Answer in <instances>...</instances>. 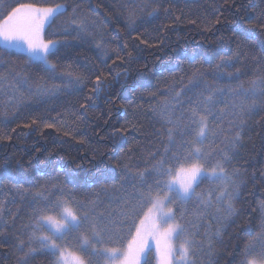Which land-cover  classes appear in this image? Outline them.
<instances>
[{"label":"trees","instance_id":"obj_1","mask_svg":"<svg viewBox=\"0 0 264 264\" xmlns=\"http://www.w3.org/2000/svg\"><path fill=\"white\" fill-rule=\"evenodd\" d=\"M7 3L12 6H65L66 12L47 26L45 38L68 42L69 46L62 48L61 56L53 62L61 71L84 75L87 88L83 94L62 92L58 97L21 101L20 93L13 92L10 87L11 77L0 82V137H4L0 139V165L7 161L11 169L10 176L0 175V228L5 233L0 237V244H3L0 264H17L20 254L15 247L16 238H26V225L33 215V208L42 204L38 193L55 199L69 195L85 202L92 199L96 201L97 213L119 218L124 204L117 198L133 191L131 183L139 185L136 180L124 182L121 187L125 170L119 165L127 164L134 175L137 170L155 163L151 154L158 156L163 150L162 142L166 140L163 130L167 121L160 114L162 104L171 99L173 90L190 87L189 80L197 69L204 73L205 80L212 82L210 73L220 57L234 56L239 42L244 53L236 65L242 73L239 81L232 79L218 83L235 86L242 82L247 87L249 81L264 75V61L257 59L261 56L264 35L254 27L248 29L257 34L252 41H243L238 34L240 26L249 18L255 19L264 8L261 0H160L162 8L158 17L150 18L152 22L142 26L137 20L138 32H132L131 36L125 27L128 12L142 0H7ZM163 8L169 11L164 12ZM145 13L136 8L137 16ZM74 16L76 24H72ZM84 18L95 21L97 31L103 33L109 56L106 61L100 49L95 47L101 36L78 34L76 29ZM217 19L219 24H216ZM234 32H237L236 36ZM143 40L148 43H141ZM3 49L0 42V60L7 65V68L0 66L3 75L8 76L7 69H12L49 87L61 83L49 80L35 65L29 66L26 55ZM113 50L124 58L123 63L119 60L113 63L116 60ZM129 52L130 58L126 56ZM85 66L101 75L102 90L99 98L93 97L96 107L90 108L87 118L74 119L72 114L77 111V102L82 103L83 97L91 94L92 83L87 78L95 80V75L87 73ZM181 97L184 107L180 110L186 111V98L183 94ZM173 104L180 108L176 102ZM261 117L264 113L253 117L250 139L245 137L241 156L233 161V166L241 172L247 170L248 187L236 204L238 215L218 223L213 215L205 213L204 206L195 197L183 205H170L174 211L180 209L176 215L181 223L195 221L199 215L197 227L191 229L199 233L197 240L203 239L204 233L213 234L219 229L220 235L213 241L214 251L203 264H235L247 242L264 232V209L260 207L264 202V180L260 179L264 173V119ZM32 121H36L32 127H24ZM49 123L56 127L45 128L44 125ZM8 136L12 139L8 140ZM204 166L208 167V164L204 163ZM253 174L255 179L251 178ZM57 180L65 189L63 193L52 187L44 190V186ZM101 185H115V190L101 191ZM216 186L217 182L206 178L197 192ZM137 211L141 209L138 207ZM181 211L183 220H180ZM208 211L214 212V209ZM132 219L138 223L137 217H129ZM129 227L130 224H125L118 228V238L114 235L111 242L106 239L103 245L96 247L125 248L134 235V230L129 233ZM70 235L65 242L89 264H105L103 259L91 258L81 250L78 233L74 237ZM5 237L7 243H4ZM147 260L148 264H156L155 251L149 252ZM31 264H53V258L37 255Z\"/></svg>","mask_w":264,"mask_h":264},{"label":"snow or ice","instance_id":"obj_2","mask_svg":"<svg viewBox=\"0 0 264 264\" xmlns=\"http://www.w3.org/2000/svg\"><path fill=\"white\" fill-rule=\"evenodd\" d=\"M261 2L264 4V0ZM136 8L142 13H145L146 9L150 10L146 11L144 16H137ZM161 8L160 0H142L141 4L129 10L125 25L129 36L132 32H138L137 20L140 21V26L151 23L150 18L158 17ZM73 11L75 12V9ZM163 11L168 12L169 9L163 8ZM0 12H2L0 41L4 42L3 50H15L18 54L26 55L29 66L35 65L49 80L53 82L59 80L61 83H53L49 87L46 83H37L27 75L12 69H7L8 76L0 73V82L11 77L10 87L13 92L20 93L21 101L58 97L62 92L69 95L83 94L87 88L86 77L73 71H61L58 64L53 62L55 58L61 56V49L69 46L68 42L44 39L45 27L54 23L58 15L66 12L63 4H56L54 7H37L33 4L12 6L7 0H0ZM76 23L77 18L74 16L72 24ZM219 23L220 20L217 19L216 24ZM97 27L95 21L84 18L76 30L80 35L101 36L95 47L100 49L101 56L106 61L109 58L108 49L102 39L103 33L98 32ZM249 27L260 29V34L264 35V8L255 19L249 18L240 26L238 34L243 41H252L256 38L257 34L249 31ZM208 30L211 31V27ZM233 35L236 36L237 32ZM137 39L139 40V36ZM141 43L146 44L148 41L143 40ZM260 47L262 52L257 59L264 61V41ZM243 54L238 42L234 56L220 57L210 73L213 77L212 82L205 80L204 73L197 69L193 78L189 80L190 87H182L179 91L173 90L171 99L162 104L160 114L167 121V126L163 130L166 140L162 142L163 150L158 156L151 154L155 163L143 170H137L134 175L127 164L119 165L125 170L121 178V187L124 182L139 181V185L131 183L132 192L117 198L124 204L118 213L119 218L97 213L96 201L92 199L85 202L76 200L71 195L55 199L45 197L42 192L38 193L42 204L33 208V215L26 225V238H16L15 247L20 254L17 257V264H31L37 255L52 257L53 264H89L83 256L71 251L65 242V238L71 233L79 234L77 240L86 255L94 259H103L105 264H141L142 259L144 264H148L147 256L152 251L159 254V264H173L175 253L179 254L177 264H203L204 259L214 251L213 241L219 237V229L213 234L206 232L203 239L197 240L196 236L199 233L191 229L197 227L199 215L195 221L181 223L176 215V211L180 209L174 211L170 205L177 203L183 205L195 197L204 206L205 213L213 215L218 223L226 222L238 215L236 204L242 199L248 187L247 170L241 172L239 168L233 166V161L241 156V150L245 147V137L250 139L253 117L264 113V75L249 81L247 87L242 82L235 86L231 83L221 86L218 81L232 79L239 81L242 73L236 65L240 63ZM113 55L116 56L113 63L117 60L123 63L124 58L119 53L113 50ZM126 56L130 58L131 53H127ZM0 66L7 68L2 60ZM85 71L95 75V80L87 78L92 83L89 89L91 94L84 96L82 103L77 102V111L72 114L74 119L87 118L90 108L96 107L93 97L99 98L102 90L101 75L95 74L92 67L85 66ZM96 72H99V69H96ZM39 80H43V77H39ZM181 94L186 98L188 105L186 111L180 110L184 107ZM173 102L179 104L180 108H176ZM35 123L36 121H32L24 127H32ZM44 127L55 128L56 125L49 123ZM119 131L123 132V129ZM7 139L12 138L8 136ZM201 161L207 163L208 167ZM177 169L187 177L178 187L170 179ZM10 172L7 161L0 165V175L10 176ZM206 178L217 182V186L205 192H197V188ZM251 178L255 179L254 174ZM260 179L264 180V173H261ZM49 187L60 193L65 191L58 180L44 186V190L47 191ZM100 190L114 191L115 185H101ZM138 207L141 211H137ZM260 207L264 209V202ZM144 208L147 210L143 211ZM212 209L214 212L208 211ZM129 217H137L138 223L136 219L129 220ZM180 220H183L182 211ZM125 224H130L129 233L134 230V235L125 248L96 247L103 245L106 239L111 242L114 235L118 238L117 229ZM4 236V230L0 228V237ZM173 237L181 241L176 248L171 243ZM149 239L156 241L155 248L149 245ZM7 242L5 237L4 243ZM2 246L3 244H0V247ZM235 264H264V232L247 242L243 251L238 254Z\"/></svg>","mask_w":264,"mask_h":264},{"label":"rangeland","instance_id":"obj_3","mask_svg":"<svg viewBox=\"0 0 264 264\" xmlns=\"http://www.w3.org/2000/svg\"><path fill=\"white\" fill-rule=\"evenodd\" d=\"M46 7H54V6H46ZM47 26L45 27V30H46ZM45 30H44V39L47 40L45 38ZM3 45H4V42L3 41H0ZM170 179L172 180V182L174 183L175 186H179L181 181L183 180H186L187 177L183 174H181L178 170L175 172V174L170 177ZM161 227L163 228V225H161ZM77 233H71L70 236H76ZM179 239H177L176 237H173L172 240H171V243L173 244L174 248L178 247L179 245V242H178ZM59 243V242H58ZM149 245L152 247V248H155L156 246V241L153 240V239H149ZM70 248V247H69ZM71 251L75 252L72 248H70ZM77 254H79L78 252H75ZM81 255V254H79ZM155 255H156V264H159V254L157 252H155ZM179 260V254L178 253H175V259L173 260V264H177V261ZM143 262V259L141 260V264Z\"/></svg>","mask_w":264,"mask_h":264}]
</instances>
